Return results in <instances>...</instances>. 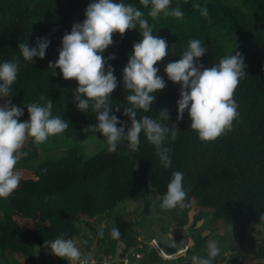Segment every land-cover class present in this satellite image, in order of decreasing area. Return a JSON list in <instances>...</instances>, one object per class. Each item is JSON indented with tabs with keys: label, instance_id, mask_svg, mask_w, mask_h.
<instances>
[{
	"label": "trees",
	"instance_id": "1",
	"mask_svg": "<svg viewBox=\"0 0 264 264\" xmlns=\"http://www.w3.org/2000/svg\"><path fill=\"white\" fill-rule=\"evenodd\" d=\"M91 2L0 0V64L20 58L17 80L11 86L8 100L23 109L20 122H26L29 104L45 106L51 99L52 116L69 123L60 135L74 143L83 142L91 135L104 139L101 133L84 132L86 127L98 123L95 113L77 109L73 96L77 82L64 80L58 68L49 69V63L58 60L64 34L70 33L75 23L84 21ZM116 2L132 4L141 10L153 35L165 39L169 46L168 56L156 65L166 87L155 94L149 112L138 110L137 119L146 115L169 129L175 125V140L169 132L164 141V146L170 149L171 166L162 165L155 147L142 132L136 152L130 151L128 142L123 141L117 144L115 152L99 151L83 159L78 149L71 147L62 156L39 162L34 169L16 167L21 176L19 187L7 199H0L3 215L0 250L6 254L20 253L29 260L35 247L41 253L50 248L45 246V241L78 236L80 222L88 226L89 220L111 212L120 203L147 205L148 191H154L162 201L172 173L180 171L187 193L185 207L194 199L200 209L211 213V221L223 220L231 227L238 246L253 236L248 244L258 264H264V0H176L169 10L179 7L182 18L161 14L155 20L148 15L150 7H143L139 0ZM194 4L207 8L209 19ZM37 38L50 41L45 58L37 57L33 63L24 61L19 44L35 47ZM140 39L138 27L123 37L115 34L113 45L104 53L118 84L110 96L109 107L113 115L129 126L130 118L123 114L124 108L129 107L123 69L134 43ZM193 39H199L207 49L195 62L197 66L210 68L236 51L242 54L246 65V74L234 93L239 115L232 130L214 142L199 140L190 129L187 111L182 121L177 119L181 86L169 81L164 71L168 63L180 59ZM112 55L116 56L115 60L108 59ZM117 108L119 112L115 111ZM162 109L169 111V120L159 118ZM60 135L57 136L61 139ZM38 151L29 139L21 150L20 160L37 161ZM198 214L199 210L192 224ZM118 225L130 226L121 221Z\"/></svg>",
	"mask_w": 264,
	"mask_h": 264
},
{
	"label": "clouds",
	"instance_id": "2",
	"mask_svg": "<svg viewBox=\"0 0 264 264\" xmlns=\"http://www.w3.org/2000/svg\"><path fill=\"white\" fill-rule=\"evenodd\" d=\"M139 3L145 8L150 7L148 15L153 20L161 14L165 17H183L179 7L169 10L172 0H139ZM193 7L209 19L207 8H201L199 4H194ZM143 16L144 13L132 4L117 3L116 0H92L87 6L84 21L75 23L71 32L64 34L59 58L49 63V69L58 68L64 80L76 81L78 87L73 96L77 109L83 113L89 110L95 113L98 123L86 127L85 133H101L109 152H115L117 144L123 141L128 142L130 151L136 152L143 132L147 142L155 147L162 165L169 168L172 163L170 149L164 146V141L169 132L175 140V125L173 129H169L146 115L137 119L138 110L149 112L155 102V94L166 87L156 65L169 54L166 40L153 35L152 27ZM137 27L141 39L134 43L129 62L123 69V86L127 92L125 99L129 105L124 108L123 114L130 118L129 126L113 115V110L109 107L110 96L118 84L114 69L104 58V53L113 45L115 34L123 37L126 32L136 30ZM49 44L47 38H37L35 47L21 42L18 50L24 61L33 63L37 57L41 60L45 58ZM206 51L199 39H193L180 59L168 63L164 69L168 80L181 86L177 119L182 121L187 111L191 120L190 129L204 143L214 142L232 130L233 121L239 115L234 93L246 74L244 58L238 51L220 59L218 64L210 68H205L203 64L197 66L195 62ZM108 59L115 60L116 56L112 55ZM19 64V57L0 64V97H10L11 86L17 80ZM53 73L55 75L54 71ZM52 107L51 99L45 106L29 104V120L20 122L24 115L21 107L14 106L10 100L0 105V199H7L19 187L21 176L16 166L25 143L31 139L39 146L50 137L60 135L68 129L67 121L59 116H52ZM115 111L119 112L120 108ZM158 116L161 120H169V111L162 109ZM183 178L180 171L172 173L160 203L161 210L167 212L185 206L187 193L183 187ZM111 236L118 238V229L112 228ZM45 246L50 247L51 253L56 257L67 260L68 264H88L81 260V252L72 239L60 236L54 241H45ZM171 246L175 247L174 244ZM185 251L184 247L175 254L168 255L161 250V255L174 258L183 255ZM220 252L218 242L210 240L207 244V258L193 255L191 262L213 264Z\"/></svg>",
	"mask_w": 264,
	"mask_h": 264
},
{
	"label": "crops",
	"instance_id": "3",
	"mask_svg": "<svg viewBox=\"0 0 264 264\" xmlns=\"http://www.w3.org/2000/svg\"><path fill=\"white\" fill-rule=\"evenodd\" d=\"M145 198L147 205L143 202L120 203L111 212L89 220L88 226L80 222V234L71 239L81 252V260L88 264H192L193 255L207 258V244L215 240L221 252L213 264H258L248 244L253 236L248 237L246 244L238 246L232 237L231 227L223 220L211 221V213L200 209L194 199H190L187 208L177 207L165 212L161 210L162 201L154 191H148ZM198 208V219L192 224ZM2 218L0 211V221ZM118 221L130 226L120 228ZM158 224H163L165 233L178 229L188 231L183 255L174 258L161 255L153 233ZM112 228L118 229V238L111 236ZM136 254L140 255L139 258ZM0 264H68V261L53 255L50 248L40 253L35 247L29 260L20 253L6 254L0 250Z\"/></svg>",
	"mask_w": 264,
	"mask_h": 264
},
{
	"label": "rangeland",
	"instance_id": "4",
	"mask_svg": "<svg viewBox=\"0 0 264 264\" xmlns=\"http://www.w3.org/2000/svg\"><path fill=\"white\" fill-rule=\"evenodd\" d=\"M175 1L176 0H172V3ZM7 101L8 97H0V105L5 104ZM60 137L63 141L59 138V136H55L50 137L49 140L44 144L37 146L39 149V159H37V161L33 162L31 160H19L16 167L27 170L30 168L34 169L39 162L62 156L67 151V149L71 147L77 148L80 157L83 159L99 151H108L106 141L101 140L93 135L83 142L78 141L76 143H74L70 138H64L61 135ZM198 210L199 208L197 211ZM89 264H91V262Z\"/></svg>",
	"mask_w": 264,
	"mask_h": 264
},
{
	"label": "water",
	"instance_id": "5",
	"mask_svg": "<svg viewBox=\"0 0 264 264\" xmlns=\"http://www.w3.org/2000/svg\"><path fill=\"white\" fill-rule=\"evenodd\" d=\"M156 247L161 251L163 250L168 255H173L186 245L188 231L172 230L170 233L163 231V224H158L153 230ZM175 245V247L171 245Z\"/></svg>",
	"mask_w": 264,
	"mask_h": 264
},
{
	"label": "built area",
	"instance_id": "6",
	"mask_svg": "<svg viewBox=\"0 0 264 264\" xmlns=\"http://www.w3.org/2000/svg\"><path fill=\"white\" fill-rule=\"evenodd\" d=\"M139 256H140L139 254H136V257H137V258H139ZM91 264H92V262H91Z\"/></svg>",
	"mask_w": 264,
	"mask_h": 264
}]
</instances>
